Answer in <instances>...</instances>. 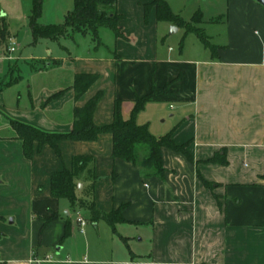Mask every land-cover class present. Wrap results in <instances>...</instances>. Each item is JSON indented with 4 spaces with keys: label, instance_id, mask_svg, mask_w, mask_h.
Segmentation results:
<instances>
[{
    "label": "crops",
    "instance_id": "0c3cea01",
    "mask_svg": "<svg viewBox=\"0 0 264 264\" xmlns=\"http://www.w3.org/2000/svg\"><path fill=\"white\" fill-rule=\"evenodd\" d=\"M152 1L118 0L119 25L126 38L114 33L100 45L88 39L76 48L62 45L69 56H53L57 49L48 44L49 54L38 57L44 66L32 72L40 80L56 75L58 83L40 85L22 106L15 100L21 80L7 79L18 50L16 37L7 29V14L0 15V264L51 261L47 249L74 234L75 225L80 226L77 218L87 224L79 211L91 213L89 209H74L68 199L51 193L52 174L71 168L76 155L93 159L91 172L86 169L78 179L84 189L79 195L94 200L100 212L122 207L124 220L114 226L101 217L92 220L95 226L106 221L127 242L129 256H85L69 259L70 264H264V6L235 0L227 15L216 18L227 19V42L209 40L213 50L196 33L158 20L155 8L146 13L145 5ZM173 26L177 30L172 32L185 33L180 54L159 43ZM189 34L205 49L189 48ZM11 40L14 51L9 50ZM83 73L97 75V80L78 98L73 84ZM168 82L170 93L157 95L136 115L137 123L147 124L157 137L172 131L173 140L185 145L193 158L163 147V177L145 176L139 166L115 157L109 132L96 140H60L61 157L50 145L39 148L35 142L30 160L11 124L17 120L44 131L70 132L75 109L102 93L93 121L106 126L114 121L117 99L129 119L136 97ZM50 210L61 217L42 231L41 219ZM67 217L72 233L63 238ZM121 225L150 227L149 252H135L129 236L119 232Z\"/></svg>",
    "mask_w": 264,
    "mask_h": 264
},
{
    "label": "trees",
    "instance_id": "16d2710c",
    "mask_svg": "<svg viewBox=\"0 0 264 264\" xmlns=\"http://www.w3.org/2000/svg\"><path fill=\"white\" fill-rule=\"evenodd\" d=\"M118 0H75V7L69 11L63 23L60 24H42L39 19L42 15L43 0H33L31 14L29 16V27L33 38V43L42 39L60 40L62 37H68L73 33L91 34L96 40L97 45L102 44L100 39V28H110L117 37L126 38L119 25L122 16L117 12ZM152 8L156 9L158 20L168 21L178 26L186 28L187 32L196 33L205 45L215 49L210 43L203 28L195 25L203 20V12L197 11L192 21H186L179 14L174 13L167 0H153L145 5V11L148 13ZM97 75L83 73L75 78L73 87L76 91V97H80L95 81ZM171 82L164 86H153L150 93L143 97H136L131 117L125 119L122 115L121 101L116 100L114 121L106 126H98L93 121V114L97 107L102 93L94 96L85 106L75 109L76 121L72 131L67 133L44 131L36 126L12 120L11 124L16 131L17 138L23 141L24 154L28 159H33L35 154V142H38L39 148L48 144L55 149L58 156H62L58 145L60 140H96L99 134L109 132L113 135V155L132 162L140 167L145 176L156 175L163 177L165 168L163 165V147H168L178 151L193 160L191 154L183 144H177L172 138V131L162 137H157L151 133L147 124H139L136 120L137 113L145 105L153 100L159 94L170 93ZM140 150L144 151L141 155ZM216 158L210 159L215 161ZM93 161L92 157L85 155H76L72 160L71 168H64L61 171L54 172L51 176V193L56 198H66L70 201L72 208H87L92 213V219L104 218L111 225L123 221L121 217V208L113 210L110 213L98 211L94 200L79 195L80 175L88 169ZM91 172V170H90ZM92 174V173H91ZM93 176V175H91ZM94 182L97 177L94 175ZM204 183L211 186L212 183L203 179ZM84 189L80 190L83 191ZM47 217H43V231L51 222L57 220L61 215L57 211L50 210ZM71 220L67 217L66 229L63 238L71 235Z\"/></svg>",
    "mask_w": 264,
    "mask_h": 264
},
{
    "label": "rangeland",
    "instance_id": "374dc122",
    "mask_svg": "<svg viewBox=\"0 0 264 264\" xmlns=\"http://www.w3.org/2000/svg\"><path fill=\"white\" fill-rule=\"evenodd\" d=\"M240 1H245L243 3L246 5L249 0ZM255 1L258 2V0ZM167 2L172 10L181 14L186 21H192L196 12L202 11L203 20L200 25L197 23L195 25L202 27L208 39L213 43L227 42V19L225 17L216 21V18L219 15H227L228 9L232 6V3H235V0H167ZM32 6L33 0H0V15L7 14L5 15L7 29L15 34V41L18 46V50L13 52L16 56V59L13 61V73L7 79L13 77L21 80L16 88L18 91L15 94V100L21 101V106L30 102L29 94L33 93L35 95L40 90V85L52 86L58 83L56 75L53 76L52 74L51 77L47 75L48 78L44 76L40 80V77H35L32 72L33 67L44 66V62L38 57L43 54H49L46 49L48 44L54 45L57 49L54 51L53 56H58L57 54L59 53L69 56L70 53L64 50L62 45L76 48L78 45L83 46V43L87 39L88 41H93L95 44L98 43L93 36H83L81 33L76 32L54 42L48 39H42L40 42L34 44L29 31V16ZM74 7L75 0H43L42 15L39 22L42 24L63 23L66 14L73 10ZM1 21L2 19L0 18V28H2ZM162 25L166 26L167 23ZM255 28L260 30L259 26ZM113 35L114 32L110 28H100V39L105 40L113 37ZM184 36L185 33L183 30L180 32H172V28H169L165 37L161 35L159 43L164 48L171 46L174 48L175 53L180 54V42ZM187 41L189 48L198 47L205 49L202 41L195 34H189ZM167 107H169V103ZM83 211L80 210L79 212L87 220V224L84 227L85 232L82 233L80 231L81 226L75 225L74 234L64 244L60 243L47 249L51 261L44 259L39 264H70L69 259L83 258L85 256L88 259L100 258L105 260L129 256L127 242L123 241L120 235L113 233L111 226L106 221L101 220L99 225L95 226L91 213L89 211H86V213ZM76 212L73 210V219L76 218ZM118 229L124 236H129L128 245L135 252H149L150 244L147 238L151 234L150 227L121 225ZM141 237H144L143 242L139 241ZM58 247L61 249H58Z\"/></svg>",
    "mask_w": 264,
    "mask_h": 264
},
{
    "label": "built area",
    "instance_id": "2783aa9c",
    "mask_svg": "<svg viewBox=\"0 0 264 264\" xmlns=\"http://www.w3.org/2000/svg\"><path fill=\"white\" fill-rule=\"evenodd\" d=\"M15 49H16V43L13 40H11L9 50L14 51ZM77 220L81 226L80 230L83 231V226L86 224L85 219L82 217H78ZM36 262L39 264L41 261L37 260Z\"/></svg>",
    "mask_w": 264,
    "mask_h": 264
},
{
    "label": "water",
    "instance_id": "95a60500",
    "mask_svg": "<svg viewBox=\"0 0 264 264\" xmlns=\"http://www.w3.org/2000/svg\"><path fill=\"white\" fill-rule=\"evenodd\" d=\"M258 2H259L260 4H262V5H264V0H258ZM173 29H174V30H177V27L173 26V27H172V31H173ZM80 187H81V184H80Z\"/></svg>",
    "mask_w": 264,
    "mask_h": 264
}]
</instances>
